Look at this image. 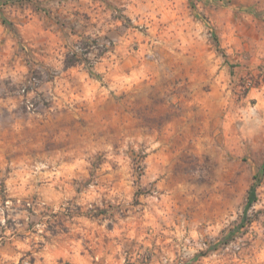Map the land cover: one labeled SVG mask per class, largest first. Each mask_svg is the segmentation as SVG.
<instances>
[{
    "label": "rangeland",
    "instance_id": "obj_1",
    "mask_svg": "<svg viewBox=\"0 0 264 264\" xmlns=\"http://www.w3.org/2000/svg\"><path fill=\"white\" fill-rule=\"evenodd\" d=\"M99 16V48L69 40L58 68L42 63L47 31ZM119 44L126 61L94 71ZM68 53L80 62L65 67ZM49 177L83 203L42 202ZM254 183V220L239 227ZM6 198L72 207L38 232L14 205V235L82 214L144 229L141 264H264V0H0Z\"/></svg>",
    "mask_w": 264,
    "mask_h": 264
},
{
    "label": "crops",
    "instance_id": "obj_2",
    "mask_svg": "<svg viewBox=\"0 0 264 264\" xmlns=\"http://www.w3.org/2000/svg\"><path fill=\"white\" fill-rule=\"evenodd\" d=\"M91 25L90 30L73 33L70 36L60 32L47 31L46 44L39 53L45 66L58 68L61 64L64 45L67 41L78 42L86 36H102L105 26L100 25V16ZM99 27H101L99 29ZM95 33V34H94ZM122 46H115L112 51L105 52L94 66V71L106 70L107 64L124 62L127 59L121 56ZM75 66L67 67L69 74ZM82 73L87 74L82 71ZM61 99V98H60ZM56 179L48 178L38 188L37 196L47 205L60 202V198H72L83 203L77 192H68L66 187L55 188L52 185ZM24 188L10 187L8 196L19 197L25 193ZM75 196V197H74ZM28 198V197H25ZM168 239L176 234H168ZM158 238L164 240L166 236ZM145 239L144 229L131 228L124 222H111L107 219L89 218L85 215H76L70 220H63L53 231L39 235L19 229L15 235H9L0 243V264H141L138 257L140 243ZM173 243H178L173 241ZM179 251V246L176 244Z\"/></svg>",
    "mask_w": 264,
    "mask_h": 264
},
{
    "label": "built area",
    "instance_id": "obj_3",
    "mask_svg": "<svg viewBox=\"0 0 264 264\" xmlns=\"http://www.w3.org/2000/svg\"><path fill=\"white\" fill-rule=\"evenodd\" d=\"M84 50L78 45L75 47V51L84 52ZM22 91H24V89H22ZM14 205L21 206L27 211L25 221L31 224L32 228L38 232L48 230L47 226L54 223L53 220L59 212H62L65 215L72 212L70 204H62L59 208H47L44 203L39 201L37 198L25 200L17 199L15 201L10 198H6L0 203V243L6 239L5 230L11 235H14L13 233L16 230V222L18 221L15 220L12 214ZM38 208L40 209L37 211ZM38 213L40 214L37 215Z\"/></svg>",
    "mask_w": 264,
    "mask_h": 264
},
{
    "label": "trees",
    "instance_id": "obj_4",
    "mask_svg": "<svg viewBox=\"0 0 264 264\" xmlns=\"http://www.w3.org/2000/svg\"><path fill=\"white\" fill-rule=\"evenodd\" d=\"M104 37L100 36H95V37H91V36H86L82 39H80L76 45H78L81 48H87L88 50L93 46V47H100V40H102ZM87 50H85L86 53ZM80 62V58H78V56H76L75 53H71V54H67L65 56L64 59V66H70V65H74L75 63ZM255 178H257V176H255ZM257 201V197H256V184H252L247 192V201L245 204V208L243 210V214L241 215L238 224L239 227H243L246 226L248 224H250L254 218H252L251 216L247 215V210L252 207L255 202ZM226 243V242H225Z\"/></svg>",
    "mask_w": 264,
    "mask_h": 264
}]
</instances>
